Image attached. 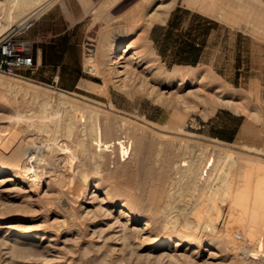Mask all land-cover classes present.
Instances as JSON below:
<instances>
[{
    "label": "rangeland",
    "instance_id": "rangeland-1",
    "mask_svg": "<svg viewBox=\"0 0 264 264\" xmlns=\"http://www.w3.org/2000/svg\"><path fill=\"white\" fill-rule=\"evenodd\" d=\"M140 1L48 0L40 11L28 8L5 22L2 33L34 11L35 23L23 36L35 47L54 43L59 62L40 60L32 71L0 74V264H264V251L249 255L257 244L247 240V227L236 230L234 221L232 230L244 236L231 243L223 233L202 230L212 214L205 210V177L214 183L222 165L237 180L255 171L251 164L264 168V0H175L165 22L140 21L120 35L138 18L131 8ZM176 8L179 24L161 46ZM179 33L188 43L207 40L200 62L172 61ZM115 44L134 50L131 75L107 64ZM15 83L30 84L35 93ZM73 102L125 122L116 130L128 144L127 157L118 151L91 156L75 136L67 137ZM207 158L214 161L204 179L195 171L189 180L182 162L203 165ZM106 193L116 201H100ZM223 201H217L219 229L228 210ZM146 221L149 228L141 230ZM166 237V245L153 246Z\"/></svg>",
    "mask_w": 264,
    "mask_h": 264
},
{
    "label": "bare ground",
    "instance_id": "bare-ground-1",
    "mask_svg": "<svg viewBox=\"0 0 264 264\" xmlns=\"http://www.w3.org/2000/svg\"><path fill=\"white\" fill-rule=\"evenodd\" d=\"M47 2H48V0H0V8H2V10L5 12L2 15L3 16L2 19L4 21L2 20L3 23L2 22L0 23V34L2 33V31H4L6 21L12 20L14 17H18L24 11L27 12L26 10L28 8H32L31 10L36 9V10L40 11V9H42L47 4ZM174 2H175V0H141L138 4H136V6L133 9L131 8V14H132L133 18H136V16H138V18L135 21L131 22L130 26L129 27L127 26L126 29L124 28V29L119 30L120 35L123 36L125 34L131 33V30L133 28H135L139 24L140 21H142L144 23H153V22L163 23V22H165L168 14H169V11L172 8ZM128 13H129V11H128ZM25 14H27V13H25ZM131 14H128V15H131ZM1 17H0V19H1ZM23 18H24V16H23ZM125 18H127V17H125ZM129 18H130V16H129ZM122 19H124V18H122ZM124 20L126 21L129 19L127 18ZM123 23H120V24H123ZM121 38H123V37H121ZM115 42H117V41H115ZM129 47H130V45H129ZM127 53H129V57L127 59L130 62H129V64L127 63L126 66H123V65H121V63L125 62V60H126L125 54H127ZM93 58H94L93 55L90 54L87 59L89 60V62L92 63L94 61ZM135 58H137V56H135L134 50L129 51L128 49H126L124 47V45L122 46L119 44L118 45L115 44L112 51H111V55L108 58L109 62L107 64H109L110 66H111V64L112 65L116 64V67H124L123 69L119 68L117 70V72L123 73V74H127V73L130 74V73H133L134 71L131 72L132 69L129 66L131 64V60L132 59L135 60ZM95 63L96 62H94V64ZM133 66H135V65L133 64ZM113 72L116 73V70H114ZM18 82H20V80H18ZM26 83H28V82H26ZM23 84H25V83H23ZM16 85H15L16 88H19V90L22 89L25 92L32 91L33 93H35L34 87L29 86L30 84L29 85L25 84V86H22L20 84H16ZM35 97H33V98L35 99ZM40 101H42V100L40 99ZM44 102H45V100H44ZM41 104L44 106L43 102H41ZM69 105H70V103H69ZM43 106H42V108H43ZM109 106H110V104H109ZM40 108H41V106H40ZM69 108H71V112H69V114L67 115V120H66L67 122L64 121L66 123V124H64V125H66L65 126L66 135H67V137H70V138H74L71 136H75L77 138V144L79 145L80 150L83 153L90 151L91 156H97L99 158H103L102 157L103 155H107L108 153L112 154V153H115L118 151V155H120L122 157H124V156L127 157V155H128V153H127L128 152V144L126 143V140L123 138V136L118 135V132L116 130L117 127L119 129V128H122L123 126H125V122H123V121L118 122V121L111 120V118L109 117L108 114H106V113L102 114V112H100V110L98 108H95V106H91L90 104H89V106H84V105L76 104V102L75 103L73 102V103H71ZM53 109H55V108H53ZM43 110H46V109H43ZM54 114L56 115V113H54ZM58 114H59V112H58ZM101 116H102V119L100 118ZM52 119H50V120H52ZM61 119H63V118L61 117ZM56 121L57 120H55V122ZM42 126L43 127L46 126L44 124V122H43ZM61 128H63V127H61ZM129 128H130V126L127 125V127H125L126 131L124 130L125 134L127 135L126 137H127L128 142H129L131 134H132L131 130ZM55 140H54V142H55ZM131 142H132V140H131ZM55 145H56V142H55ZM49 147H51V145ZM50 149H52V151L57 150V147L53 146ZM60 149H62V148H60ZM32 155H34V154H32ZM198 159H199V157H198ZM122 160H124V158H122ZM209 160L210 159L207 158L204 161L203 165L197 159H189L188 161H183L182 165H184V167L183 166L182 167H183L184 174L187 175L188 179L192 181V179H194V176H195V171H197L196 172L197 176H200L202 179H204V174H203L204 170L208 173L207 166L210 168V166L213 165L214 159H211V161H209ZM250 161H253V160H250ZM247 164H249V163H247ZM250 164H251V162H250ZM216 165H217V163H216ZM251 165H252V167L256 168L255 171H253V169H252V171H251V169L249 170L248 168L251 166L248 165V167H247L248 170L244 169L245 171L243 172V176L240 175L242 178L240 179V177H239L238 180H237V178L235 179V177L233 175L231 176L229 174L230 171L228 169H230V166H228V165H227L228 169L226 168L227 171H225V172L223 169H221L223 165L221 166L220 170H218L219 168L217 169L220 172L222 170L224 173L221 175V173L219 172L218 176L215 177L216 180H214L215 181L214 183L209 182L210 181L209 180L210 175L207 178L205 177L204 186L207 187V192H210L209 194L207 193V195H206L207 199H205V200H209V203H207V207L205 208V210H207V211L211 210L212 214L209 213V216L207 217V219L203 223L202 230L206 231L208 234H217V232H218V234L223 233L225 239L229 240V242L231 243V242H235L236 239H238V237L240 238V235H241L239 233H236L237 231L232 230L233 226L231 224L234 221L237 222V223L234 222L237 225L239 223V226L234 225V227L237 226L236 230H243L241 228L247 227V229H249V231L252 233V234L250 233V235L245 233L248 236L247 240H250L251 242H256V244H257V249L253 248L252 250H250L249 255L251 256V259L252 258L256 259L258 252L264 251V174H262V171H264V170H261V168H262L261 162H260V166L257 165L259 168L261 167L259 169V171L257 170L258 169L257 166L256 167L253 166L255 164H251ZM245 166H246V164H245ZM262 166H264V165H262ZM182 167H181V169H182ZM232 167H235V166H232ZM262 169H264V168H262ZM259 172H261L262 176ZM2 173H4V170L0 169V175ZM205 176H206V174H205ZM207 176H208V174H207ZM13 177L15 178L17 176H15V174H14ZM180 181H181V178H180ZM94 186H97V187L99 186L97 181L95 182ZM233 186H235V187H233ZM86 190H87V188H86ZM170 190L167 191L168 195L170 194V192H169ZM194 190H195V188H194ZM194 198H195V196H194ZM219 199L221 201L227 199V204H228V208H227L228 210L225 213L226 215H225V217H223L224 218L223 220L221 219L223 221V223H221L220 229L216 227V221H218L217 219L221 215L220 211H222L221 205L217 202ZM100 201H102V202L108 201L110 203H113L114 201H116V199L114 198V196H110V195L108 196V194L106 193V194L101 196ZM119 201H120L121 206L131 207V205H132L131 202H129L126 199H121V200L119 199ZM202 212H203V210H202ZM184 213H186V212H184ZM204 214H206V213H204ZM128 219H132L131 221L133 222L135 220V217L129 216ZM127 222H129V221H127ZM148 228H149V224H148V221H146L144 223V227L141 230H146ZM232 231H235V233ZM19 235H20V237H23V238H35V236H33V234L29 235V234H25V233H20ZM242 235L244 236V233ZM169 240H171L169 237L159 239V240H155L153 242V246L156 248L157 247H163L164 245H166L169 242ZM19 241H21V240H19ZM179 244H180L179 240L178 239L175 240V246L174 247H177V245H179ZM229 249H231V248H229Z\"/></svg>",
    "mask_w": 264,
    "mask_h": 264
},
{
    "label": "built area",
    "instance_id": "built-area-1",
    "mask_svg": "<svg viewBox=\"0 0 264 264\" xmlns=\"http://www.w3.org/2000/svg\"><path fill=\"white\" fill-rule=\"evenodd\" d=\"M35 20L32 11L0 35V74L15 76L37 67L38 53L33 41L23 36L33 27Z\"/></svg>",
    "mask_w": 264,
    "mask_h": 264
},
{
    "label": "trees",
    "instance_id": "trees-1",
    "mask_svg": "<svg viewBox=\"0 0 264 264\" xmlns=\"http://www.w3.org/2000/svg\"><path fill=\"white\" fill-rule=\"evenodd\" d=\"M178 11L180 9L176 8L171 11L167 23L165 25V32L163 38L161 40V46L164 45L167 40L171 37L174 32V29L177 27L178 20L180 15H178ZM174 45L176 46L175 50L173 51V55L175 59L172 61L175 63H182V64H196L199 61V56L202 51V43L197 42H185L182 39V34L179 35L173 40ZM161 54H165V50L161 51Z\"/></svg>",
    "mask_w": 264,
    "mask_h": 264
},
{
    "label": "crops",
    "instance_id": "crops-1",
    "mask_svg": "<svg viewBox=\"0 0 264 264\" xmlns=\"http://www.w3.org/2000/svg\"><path fill=\"white\" fill-rule=\"evenodd\" d=\"M199 43V42H198ZM200 43H202V49L207 48V40H203ZM37 49L38 53V61L41 60L44 64H56L59 62V56L58 51L56 50L57 46L54 45V43H41L39 45H36L35 47ZM201 61V54L199 56V61ZM197 62V63H198Z\"/></svg>",
    "mask_w": 264,
    "mask_h": 264
}]
</instances>
